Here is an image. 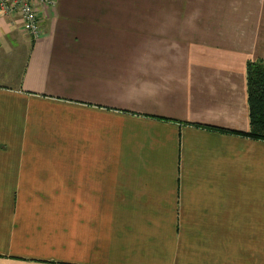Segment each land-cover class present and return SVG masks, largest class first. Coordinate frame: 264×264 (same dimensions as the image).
<instances>
[{"label":"crops","instance_id":"1","mask_svg":"<svg viewBox=\"0 0 264 264\" xmlns=\"http://www.w3.org/2000/svg\"><path fill=\"white\" fill-rule=\"evenodd\" d=\"M39 16H0V264H264V0Z\"/></svg>","mask_w":264,"mask_h":264},{"label":"trees","instance_id":"2","mask_svg":"<svg viewBox=\"0 0 264 264\" xmlns=\"http://www.w3.org/2000/svg\"><path fill=\"white\" fill-rule=\"evenodd\" d=\"M247 79L251 129L249 132L238 133L254 139L264 140V60L248 63ZM217 129L226 131L221 128Z\"/></svg>","mask_w":264,"mask_h":264},{"label":"built area","instance_id":"3","mask_svg":"<svg viewBox=\"0 0 264 264\" xmlns=\"http://www.w3.org/2000/svg\"><path fill=\"white\" fill-rule=\"evenodd\" d=\"M56 0H0V16L17 18L33 39L42 31L39 8L54 6Z\"/></svg>","mask_w":264,"mask_h":264},{"label":"rangeland","instance_id":"4","mask_svg":"<svg viewBox=\"0 0 264 264\" xmlns=\"http://www.w3.org/2000/svg\"><path fill=\"white\" fill-rule=\"evenodd\" d=\"M202 2L203 3V6H201V8H212L213 7V3L214 1H142V9L143 11H146L147 9L148 10H153L155 7H157L158 9L160 8H164V7H167V6H170V7H189V8H198L199 7V3ZM168 3V4H167ZM208 13V12H207ZM202 16L198 17L197 16V10H196V15L195 16H191V18H195V19H198V18H203L205 17L204 15L206 13L202 12ZM150 17L148 16H142L141 17V20H142V24L143 25H148V20ZM144 29V28H143ZM148 30V29H146Z\"/></svg>","mask_w":264,"mask_h":264}]
</instances>
